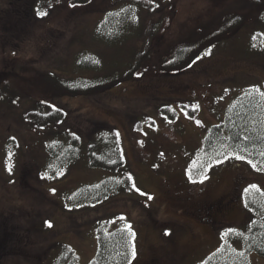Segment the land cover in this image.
Instances as JSON below:
<instances>
[{
	"label": "rangeland",
	"instance_id": "obj_1",
	"mask_svg": "<svg viewBox=\"0 0 264 264\" xmlns=\"http://www.w3.org/2000/svg\"><path fill=\"white\" fill-rule=\"evenodd\" d=\"M13 1L18 0H0V73H46L55 59L67 60L66 45L55 50L45 40L49 44L42 49L34 36L13 34L18 28L2 19ZM102 1L83 9L89 12L77 22L87 38L101 17L95 8ZM243 3L171 0L162 11L170 21L169 39H181L221 10ZM63 14L58 13L59 25H70ZM255 29L254 23L241 28L188 68L127 81L94 96L46 100L63 108L65 119L42 131L25 127L19 116L18 106L33 108L34 97L21 96L11 103L13 111L0 102V264H61L63 250L73 253V264H92L99 248L96 227L114 218L125 219L130 230V253L120 264H202L226 242L235 246L237 231L250 215L257 216L253 192L264 197V150L241 151L228 143L202 149L210 128L231 115L244 89L256 91L264 106V48L252 45ZM258 111L264 119V107ZM97 124L117 127L133 187L70 211L62 204L63 193L96 185L109 173L89 167L83 157L58 166L59 181L46 179L49 138L69 130L84 141ZM249 257L251 264H264L256 253Z\"/></svg>",
	"mask_w": 264,
	"mask_h": 264
},
{
	"label": "trees",
	"instance_id": "obj_2",
	"mask_svg": "<svg viewBox=\"0 0 264 264\" xmlns=\"http://www.w3.org/2000/svg\"><path fill=\"white\" fill-rule=\"evenodd\" d=\"M99 1L18 0L12 2L17 8L5 11L3 21L12 22L18 28L13 34L22 30L26 35L34 36L37 47L45 45L42 49L49 44L45 40H51L53 44L49 45L53 49L57 50L59 46L62 49L66 45L70 50L67 60L55 59L46 73H0V102L7 103L10 111L17 109L11 103L15 104L21 96L34 97L37 101L33 108L18 106L25 127L30 124L42 131L65 119V110L46 100L94 96L127 81L188 68L217 43L234 37L241 28H248L253 23L256 29L251 35L252 45L257 46L259 42L264 48V0H243V5H230L218 12L214 19L199 24L193 31L185 32L183 38L174 41L169 39L170 21L166 14H162L171 0H103L102 6L95 8L101 17L87 38L86 28L77 22ZM60 12L70 25H59ZM255 93L244 89L231 115L223 123L210 128L203 151L209 150L213 144L227 143L236 145L241 151L254 147L264 150V119L258 111L264 106ZM168 109L171 108H165ZM50 137L48 158L42 170L46 179L59 181L54 177L57 167L73 164L83 157L89 167L109 173L96 185L82 186L73 194L63 193L60 198L67 210L72 211L82 204L85 206L89 201L97 205L108 195L115 196L132 189L133 177L125 166L117 127L97 124L84 141L78 133L69 130ZM257 152L256 149L255 157L259 159ZM253 193L257 203L249 205L254 207L257 216L250 215L249 223L237 231L238 235L232 239L235 246L229 245L228 248L226 242L219 252L217 249L211 253L202 264H251V253L264 259V214L260 215L264 197H261V191ZM70 196L74 199L71 200ZM116 220L103 221L99 227L95 226L99 231V248L92 264H120L129 256L126 246L129 242V234L127 238L126 234L130 232L128 224L125 219ZM240 245H243L242 249ZM63 251L61 259L73 264V253ZM56 264L60 263L57 261Z\"/></svg>",
	"mask_w": 264,
	"mask_h": 264
},
{
	"label": "snow or ice",
	"instance_id": "obj_3",
	"mask_svg": "<svg viewBox=\"0 0 264 264\" xmlns=\"http://www.w3.org/2000/svg\"><path fill=\"white\" fill-rule=\"evenodd\" d=\"M41 14H43V13H41ZM253 187H255V186H253ZM49 226H51V225H49Z\"/></svg>",
	"mask_w": 264,
	"mask_h": 264
}]
</instances>
